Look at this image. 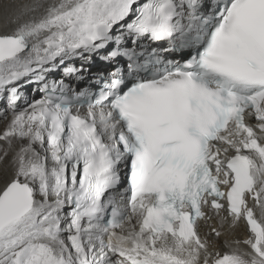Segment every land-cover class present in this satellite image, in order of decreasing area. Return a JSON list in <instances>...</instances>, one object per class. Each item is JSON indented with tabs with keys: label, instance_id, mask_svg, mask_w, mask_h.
<instances>
[{
	"label": "snow or ice",
	"instance_id": "snow-or-ice-1",
	"mask_svg": "<svg viewBox=\"0 0 264 264\" xmlns=\"http://www.w3.org/2000/svg\"><path fill=\"white\" fill-rule=\"evenodd\" d=\"M0 119V264H264V0H0Z\"/></svg>",
	"mask_w": 264,
	"mask_h": 264
},
{
	"label": "bare ground",
	"instance_id": "bare-ground-1",
	"mask_svg": "<svg viewBox=\"0 0 264 264\" xmlns=\"http://www.w3.org/2000/svg\"><path fill=\"white\" fill-rule=\"evenodd\" d=\"M75 64H76L77 67H79L80 64H81V61L76 60V61H75ZM102 65H103V63L100 62L99 59L97 58V59L95 60V62H94V66H93L92 69H91V73H90V74H87L86 77H85V79H84L83 81H84L85 83H92V82H94V80H95V76L92 75V73H96L97 68H98V67H101ZM59 77H60V74L57 73L56 78L58 79ZM72 79H73V86L76 87V84H77V83L75 82V78H72ZM81 82H82V81H81ZM79 83H80V82H79ZM25 91L29 94V97H30V98H34V97H36L35 99H38V98H39V95H36V96H34V97L32 96L30 86H29L28 88H26ZM10 118H11V117H10V114H9V119H10ZM6 123H7V121H4V122L0 121V130H2V129L5 127ZM213 223H214V222H213ZM203 231H206V229H202V232H203ZM235 232H236V235H237L239 238H241V239L244 238V236H245V230H244L243 225H241L238 229H236Z\"/></svg>",
	"mask_w": 264,
	"mask_h": 264
},
{
	"label": "rangeland",
	"instance_id": "rangeland-1",
	"mask_svg": "<svg viewBox=\"0 0 264 264\" xmlns=\"http://www.w3.org/2000/svg\"><path fill=\"white\" fill-rule=\"evenodd\" d=\"M34 98H36V97H34ZM0 121L4 122L2 119H0Z\"/></svg>",
	"mask_w": 264,
	"mask_h": 264
}]
</instances>
